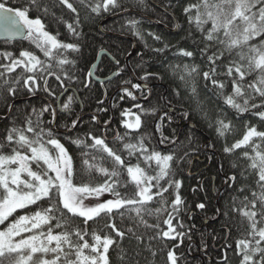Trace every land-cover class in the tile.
I'll use <instances>...</instances> for the list:
<instances>
[{
    "label": "snow or ice",
    "instance_id": "obj_1",
    "mask_svg": "<svg viewBox=\"0 0 264 264\" xmlns=\"http://www.w3.org/2000/svg\"><path fill=\"white\" fill-rule=\"evenodd\" d=\"M58 2L75 14L72 22L58 18L56 21L64 23L71 36L68 42L58 39L59 33L47 30L41 16L30 15L33 9L47 14L50 9L45 0H26L25 5L0 0V38L3 42L9 44L17 39H28L43 56L42 59L31 50H21L18 55L12 51H0V102L6 108L2 118L12 121L0 133V264H113L110 249L116 251L117 248L120 249L121 264H139L136 258L141 251L129 256L122 247L128 235L134 236L140 245H144L147 237L145 249L152 256L157 255L153 242H175L166 249L165 264H180L182 254H178L176 249L185 238L191 241V229L195 225L186 231L178 230L185 227L180 217L187 210V204L180 193L183 181L176 178L174 164L188 157L189 153L177 154L176 148L183 142L179 141L175 130L171 135L166 134L165 117L167 123H171V112H179L184 120H190L195 112L222 138L231 128L229 109L234 111L233 119L247 113L264 121V0H189L182 6L188 27L183 29L185 35L180 39L191 41L192 47L180 46L179 43L173 45L164 42L158 33H147L162 44V47H154L146 43L145 46L152 52L159 54L175 49L174 55L189 61H194L197 53L206 60L208 70L202 72L203 79L213 86V96L217 101H222L213 118L200 100L194 84L190 87V96L185 97L190 101L191 112L183 107L176 108L171 100L162 96L164 107L169 111L158 117L154 125L152 135L158 133L155 145L146 143L145 135L140 133L142 126L146 127L141 115L157 111L156 107L148 109L139 102L141 97L148 99L144 96L145 91L149 94L152 91L147 82L163 79L159 72L150 70L152 64L149 61L139 65L142 69L140 79L146 83L131 85L140 95L127 88L122 90L135 102L133 108L140 110L134 119L131 108L121 110L119 127L125 129L123 133L111 127L112 119L99 122L96 115L91 117V121L102 123L101 135L92 131L77 135L82 123L79 116L66 123L63 126L65 131L59 133L56 104L47 101L39 108L30 106L25 109L22 123L19 126L16 124L18 117L15 110L19 107L16 101L24 102L21 100L22 92L27 98L43 91L55 99L62 112L75 115L71 108L75 92L68 95L66 101L60 99L70 91L69 84L78 81L89 88L93 83H103L91 69L85 72L83 79L76 76L75 69L78 60L83 58L86 46L79 11L70 0ZM80 3L97 16L116 11L131 15L130 9H146L149 6L148 0H133L132 3L125 0H80ZM174 3L175 0H171L167 7H172ZM166 16L167 11L164 13ZM139 23L136 19L129 20L128 30L143 39ZM156 23L167 26L163 17L157 18ZM120 51L117 47L114 53H110L116 70L112 77L107 78L109 80L119 77L122 71L118 58ZM140 55L143 60L145 54ZM17 69L22 71L17 72ZM169 69L173 75L179 71L178 79L185 85L194 73L200 74L195 63L170 64ZM51 78L58 83L59 94L51 86ZM172 91L179 101L180 88H173ZM45 113L51 116V120L44 119ZM246 127L242 139L226 143L223 148V152L231 156L237 150L251 146V152L242 151L238 159L230 162L234 171L225 179L227 187L224 191L232 189L240 195L229 193L230 203L226 209L217 208L211 217L214 221L221 217L230 221L232 213H239L246 220L245 231L234 247L227 243L222 246L224 253L218 264H228L229 249L238 257V264H264V130H258L255 125ZM110 132L112 141L108 140ZM62 139L80 150L79 167ZM117 141L121 147L113 146ZM162 145L171 147L167 151L158 150ZM132 157L136 159L135 164L126 162ZM105 159L111 161V168L105 166ZM219 171H223V165ZM125 172L126 179H122ZM97 174L103 179L97 181ZM75 175L81 176L79 183H74ZM128 184L134 186L131 195L122 191ZM105 194L110 198L101 200ZM154 203L157 206L154 207ZM206 207L203 202L196 204L200 210ZM162 215H166L163 220L166 230L160 226ZM152 217L155 223L148 222L147 218ZM117 218L121 223L125 218L132 220L135 226L122 230ZM141 225L146 230L151 229L152 234L145 232L137 235L136 228ZM222 227L227 239L237 225L226 222ZM105 229L109 231L105 233ZM164 250L161 248V251ZM198 251L201 252L200 264H205L202 257L208 255L207 242ZM183 258L185 264H194L197 260L195 255L191 261L187 256Z\"/></svg>",
    "mask_w": 264,
    "mask_h": 264
},
{
    "label": "trees",
    "instance_id": "obj_2",
    "mask_svg": "<svg viewBox=\"0 0 264 264\" xmlns=\"http://www.w3.org/2000/svg\"><path fill=\"white\" fill-rule=\"evenodd\" d=\"M14 5H25L26 0H10ZM49 5V12L44 14L43 12H37L35 9L32 10L30 15L32 17L41 16L46 22V29L51 31L53 34L59 33L58 39L64 42L71 40V36L68 33L64 23H57V18L60 21L72 22L75 14L71 10L67 9L65 6L59 4L58 0H45ZM77 7L79 11L81 28L84 34V55L83 58L78 60L77 67L75 69L76 76L83 79L85 72L90 69L91 65L94 63L97 53L100 50H105L110 56V53H114L117 47L120 48V53L118 58L120 59V66L122 71L119 77H113L111 80H107L103 83H93L89 88L83 87L80 82H74L69 84L70 91L61 96L60 99L63 101L67 100L68 95H72L75 92L74 102L71 108L75 115H68L60 110L59 104L56 103L54 98L48 97L43 91L39 92L35 97L25 98L22 92L21 103L20 100L16 101L19 107L15 110L16 124L19 126L23 121V114L25 109H29L30 106L39 108L43 103L51 102L56 104L57 107V121L59 125L57 131L63 133L65 131L64 125L70 123L77 116L82 117V123L79 125L80 131L76 133L77 135H83L85 131H92L96 135L102 134V123L105 120L112 119L113 123L111 127L119 129L121 133L125 129L119 127L120 112L122 109L131 108L132 111L140 114V110L133 108L135 103L129 97L125 96L123 89L127 88L136 95H140L136 89L132 88L131 85L135 83L134 78L140 81L143 85L146 83L144 80L140 79L142 75V69L139 66L143 64L144 61H149L152 64L150 70L157 71L163 77V79H152L147 82L149 88H151V93L147 91L144 92V96H148L145 100L143 97L140 99V103L148 109L153 107L157 108L155 113L142 114L141 119L146 121V127L141 128L140 133L144 134L146 137L145 142L156 144V136L152 135L154 125L158 117L162 116L168 108L164 107L165 101L161 99L162 96H166L168 100H171L176 108L183 107L188 111H192V106H190V101L186 100V96H190V87L195 85L199 93L200 100L204 103L205 108H207L210 114L215 118L218 105L222 104V101H217L216 97L213 96V86L210 82H206L203 79L202 72L207 71V62L201 59L197 53L194 61H189L187 58H182L174 55L175 49L170 51H165L163 53H155L149 50L145 46L162 47V44L154 41L152 37L148 36V32H155L160 34L164 38V42L170 44L179 43L180 46L192 47L191 41L181 40L180 37L185 35L183 29L188 27L186 22V17L183 13L182 6L185 5L189 0H175L172 7H167L171 0H148V8L146 9H136L132 8L131 15L119 14L114 18L107 20L103 23L101 30H99L100 23L107 17L119 13L109 12L102 13L97 16L94 13H90L84 6L81 5L80 0H70ZM126 3H132L133 0H127ZM194 2V0H190ZM151 5H156L155 8ZM167 11V16L164 17V13ZM55 13V17L53 16ZM142 15V16H141ZM147 16V17H144ZM143 17V19H141ZM163 17L167 21V26L165 24H157V18ZM136 19L140 21L138 27L143 33V39H139L129 31L130 25L129 20ZM174 20L177 23L176 31H171L175 27ZM122 26H124L122 28ZM132 41L135 45L136 55L130 56L127 61L126 58L130 53L132 48ZM7 50L12 51L18 55L21 50H31L36 52L38 55L43 56L39 53V50L28 40H16L15 42L5 44L0 41V51ZM141 53L145 54L143 60H141ZM70 56L74 54H69ZM111 58V56H110ZM183 63H195L199 66L200 74H193L188 80V84L185 85L178 79L179 71L177 75H173L169 69L170 64H183ZM124 65H127L124 67ZM98 67H95L94 73L99 78H104L111 75L116 70V65L112 63V60L107 56H102ZM22 71V69H17V72ZM12 75H15L12 74ZM134 76V77H133ZM221 79H227L226 77H221ZM124 81H129V83H124ZM67 83V82H66ZM207 83V87H206ZM51 86L59 94L61 91L58 83L54 78L50 79ZM180 88L181 98L179 101L175 98L173 94V88ZM123 97V99L121 98ZM101 101L103 103H101ZM98 109H107V111H97ZM6 112V108L3 102H0V133H3L5 128L10 126L12 121L5 120L2 118L3 114ZM96 115L99 117L98 123H93L91 117ZM173 117L171 123H167V117H165V132L167 135H171L173 130L179 137V147L176 148V152L179 155H183L185 151L189 153V156L185 159L179 160L178 163L174 164L176 171V178L183 181L180 193L187 204V210L181 214V219L184 222V229H178L181 231H186L191 225H195L191 229L192 239L189 241L187 238L184 239V243L176 249L178 254L181 255L180 264H185L184 256L188 257L191 261L193 255L197 256V260L194 264H200L201 252L198 251L200 246L207 242L208 244V255L203 256L205 264H218L220 257L224 253L223 245L231 244L235 246V242L239 238H243V233L245 231L246 220L239 215V213H232L231 220L228 218L221 217L219 220H212L214 212L217 208L222 210L226 209V206L230 203L229 193L233 196H239V193L233 192L232 189H228L227 192L224 189L227 187L225 184V179L227 176L233 173V169L230 167V162L232 160L238 159L239 153L242 151L251 152V146L247 149L237 150L231 156L223 152L225 144H231L235 141L241 139L247 130V126L255 125L258 130H264V121H260L258 117L249 116L247 113L233 119L234 111L228 110V120L231 121V128L227 133L226 137H218L215 130L208 126V124L203 121L199 115L193 112V118L190 120H184L179 112H171ZM44 119L51 120V116L48 113L44 114ZM154 124V125H153ZM52 127L53 125H47ZM134 136L136 134H133ZM190 137V140H189ZM108 140L112 141V133H108ZM178 141V143H179ZM62 142L69 148V150L75 156V164L77 167L80 166L81 157L80 150L76 148L75 145L70 144L66 139H62ZM135 142V140H133ZM207 145H213V147H207ZM115 147H121L120 142H116ZM159 148L158 150L167 151L170 145ZM264 147V144H262ZM127 156V153L124 152ZM211 157V159H209ZM132 164L136 163L135 157L129 158L128 161ZM104 164L106 167L111 168L112 164L109 159H105ZM221 165H223V171H219ZM143 166V164H142ZM95 179L100 181L103 177L98 174L95 175ZM122 179H126V172ZM74 183H79L81 181V176L75 175L73 177ZM193 189H196L194 192ZM122 191H127L129 195L134 191V186L128 184L126 189ZM166 195V194H165ZM171 199V197H169ZM205 203L207 207L204 210L196 208V204ZM239 205V201H237ZM155 205V203L153 204ZM134 215V214H133ZM191 217V218H190ZM166 215L160 217L161 228L166 229V225L163 224V220ZM149 223H155L154 217L147 218ZM206 221V223H204ZM226 222L237 225V228H233L230 238L226 239V232L222 225ZM92 223V222H90ZM118 226L123 230L126 228L134 227V221L125 220L121 223L119 218H117ZM176 223V221H173ZM105 233L109 230L105 229ZM147 232L149 235L152 234L151 229H145L142 225L136 228L137 235ZM148 243L147 237H145L144 245L137 243L134 236L128 235L124 238L122 242V247L125 251L129 253V256H134L136 251H141V255L136 259L139 260V264H165L166 261V249L171 247L175 242H153V246L156 248L157 255L152 256L149 251L145 249V245ZM190 245V247H189ZM164 248V251H161ZM120 249L117 248L116 251L110 249L111 259L113 264H121L119 253ZM228 264H238V257L232 252L231 249L228 250Z\"/></svg>",
    "mask_w": 264,
    "mask_h": 264
},
{
    "label": "water",
    "instance_id": "obj_3",
    "mask_svg": "<svg viewBox=\"0 0 264 264\" xmlns=\"http://www.w3.org/2000/svg\"><path fill=\"white\" fill-rule=\"evenodd\" d=\"M118 14H121V13H118ZM118 14H117V15H118ZM117 15H116V16H117ZM113 16H114V15H113ZM113 16H110L109 18H112ZM109 18L105 19L104 21H102V22L100 23V25H99V30H101V27H102L103 23H105ZM175 30H176V27L173 29V31H175ZM17 40H24V39H17ZM0 41H3V38H0ZM134 52H135V46H133V48H132V50H131L130 53H134ZM104 55L110 58V56L107 54L106 51L101 50V51L98 52V54H97V56H96V59H95V61H94V63H93L92 65H97V64L99 63V61H100V58H101L102 56H104ZM129 57H130V56H127L126 60H127ZM110 59H111V58H110ZM92 65H91L90 69L93 71L95 68H93ZM112 74H113V73H112ZM112 74L109 75L108 77H105V78H99V80L104 82V81L108 80L107 78L112 77ZM136 82H137L138 84H141V85H142L141 82H139V81H137V80H136Z\"/></svg>",
    "mask_w": 264,
    "mask_h": 264
},
{
    "label": "rangeland",
    "instance_id": "obj_4",
    "mask_svg": "<svg viewBox=\"0 0 264 264\" xmlns=\"http://www.w3.org/2000/svg\"><path fill=\"white\" fill-rule=\"evenodd\" d=\"M125 1H127V0H125ZM133 112V117H132V119H134V117H135V115L137 114V112H134V111H132ZM242 139V138H241ZM67 147V146H66ZM162 147H163V145L162 146H160V148H161V150H162ZM33 168L35 169V165H33ZM168 194H166V196H167ZM108 198H110L109 196H108V194H105L104 196H102L100 199L101 200H105V199H108ZM90 201H86V203H89ZM95 201H91V203H94ZM11 219V218H10ZM0 227H2V226H0ZM167 228V227H166ZM166 230V229H165Z\"/></svg>",
    "mask_w": 264,
    "mask_h": 264
},
{
    "label": "bare ground",
    "instance_id": "obj_5",
    "mask_svg": "<svg viewBox=\"0 0 264 264\" xmlns=\"http://www.w3.org/2000/svg\"><path fill=\"white\" fill-rule=\"evenodd\" d=\"M105 82V81H104Z\"/></svg>",
    "mask_w": 264,
    "mask_h": 264
}]
</instances>
